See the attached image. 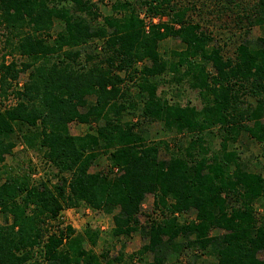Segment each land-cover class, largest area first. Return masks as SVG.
<instances>
[{
	"label": "trees",
	"instance_id": "obj_1",
	"mask_svg": "<svg viewBox=\"0 0 264 264\" xmlns=\"http://www.w3.org/2000/svg\"><path fill=\"white\" fill-rule=\"evenodd\" d=\"M254 7L250 24L264 26V0ZM190 10L176 0H115L112 15L94 26L101 14L93 0H0V98L14 102L0 106V264H178L186 250L195 253L187 264L203 255L213 257L209 264H264V216L255 209L264 176L237 147L244 135L264 145V37L226 57ZM171 38L179 47L163 52ZM94 41L101 55L82 51ZM169 74L172 85L199 92L201 109L159 94V78ZM73 122L91 131L74 136ZM149 123L187 145L148 141ZM20 142L57 169V183L31 185L1 170ZM102 156L110 169L91 172ZM148 194L163 219L143 228ZM82 205L113 215V239L139 231L148 244L130 256L85 249L100 231L79 233L60 220L62 210ZM193 210L191 222L175 215Z\"/></svg>",
	"mask_w": 264,
	"mask_h": 264
},
{
	"label": "rangeland",
	"instance_id": "obj_2",
	"mask_svg": "<svg viewBox=\"0 0 264 264\" xmlns=\"http://www.w3.org/2000/svg\"><path fill=\"white\" fill-rule=\"evenodd\" d=\"M132 4L138 6L145 0H128ZM96 3L101 17L97 21H93L94 26L103 24L104 16L112 15L111 7L115 3V0H93ZM257 0H176L178 5H187L191 7L189 12V20L194 23H199L203 30L211 33L216 40L217 45H221L224 48V54L226 57H233L237 45L244 40L254 41L259 37H264V26L250 24L253 15H255V3ZM144 17V13L141 14ZM90 21H92L89 18ZM167 20V18H165ZM61 29V26L56 25L53 31V36H56L57 32ZM3 30L0 29V41ZM180 45L179 40L175 38L168 39L161 45V50L170 53L173 49H177ZM102 43L94 41L84 48L83 52L92 53L95 55H101L103 53ZM21 61L22 59H18ZM173 75L169 74L159 78V94L167 98L171 103H179L182 106H194L197 109L203 107L202 99L197 90H193L188 82L181 84L180 86L172 85L171 79ZM28 79V74H22L17 82L18 88L21 87ZM135 92V91H134ZM135 93L132 95L134 96ZM89 101H93L94 98H88ZM13 98H9L7 101H3L0 98V106L13 104ZM125 120L135 121V118L127 116ZM264 120V119H263ZM69 129L74 136H84L89 133L90 126L73 122L69 125ZM144 129L148 131V141L150 140H166L170 141L172 147L178 148L180 151L187 145L188 139L184 136H179L176 140H172L175 137V133L166 134L163 127L159 123H149L144 125ZM209 144L214 151L219 149L220 136L214 132L213 135H209ZM175 139V138H174ZM237 147L243 161L245 160L250 164V168L258 171L264 176V145H261L247 135H244L239 139ZM162 153L161 158H164ZM39 153L26 149V147L20 142L14 149L13 155L8 156L6 163L2 165V171L7 170L8 173H12L22 178L28 177L31 185H41L42 183L48 184L50 187L57 183V179L54 174L57 173V169L51 164L46 163ZM110 169V163L105 156L99 158L95 165L92 167L91 172H106ZM117 170H115V173ZM257 213L264 216V201L260 200L255 205ZM159 208L155 207V196L148 194L142 203L141 213L139 214V222L141 227L145 228L148 224L154 221L163 219ZM179 217V221L191 222L196 218V212L193 210L189 213H176ZM60 220L64 223L62 227L71 226L77 232L82 233L86 229L93 231H100V237L96 246H92L88 241H85L84 247L87 250H92L97 255H101L102 252L109 250L112 257L118 255L120 251L124 250L126 256H130L133 253L139 251L144 245L148 244V239H145L141 232H135L130 237H122L119 240L111 237V229L114 227L113 215L106 214L102 211L93 210L85 205L78 208H67L60 212ZM11 219L9 220V223ZM151 222V223H150ZM5 224L3 217L0 215V225ZM51 226V227H50ZM59 227L57 221L51 222L49 225L50 231H56ZM194 252H187V250L179 259L178 264H187L193 261ZM199 254V253H198ZM147 259H149L147 257ZM39 260V259H38ZM213 261V257L209 255L200 256L196 264H209ZM40 264H48L40 262ZM127 264V263H126Z\"/></svg>",
	"mask_w": 264,
	"mask_h": 264
},
{
	"label": "built area",
	"instance_id": "obj_3",
	"mask_svg": "<svg viewBox=\"0 0 264 264\" xmlns=\"http://www.w3.org/2000/svg\"><path fill=\"white\" fill-rule=\"evenodd\" d=\"M155 21H157V19H155Z\"/></svg>",
	"mask_w": 264,
	"mask_h": 264
}]
</instances>
